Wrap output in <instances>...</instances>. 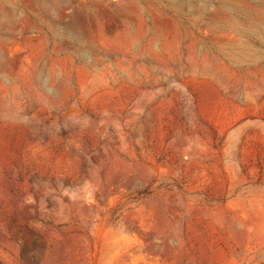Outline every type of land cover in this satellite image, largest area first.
I'll return each instance as SVG.
<instances>
[{"label": "rangeland", "instance_id": "obj_1", "mask_svg": "<svg viewBox=\"0 0 264 264\" xmlns=\"http://www.w3.org/2000/svg\"><path fill=\"white\" fill-rule=\"evenodd\" d=\"M0 264H264V0H0Z\"/></svg>", "mask_w": 264, "mask_h": 264}]
</instances>
